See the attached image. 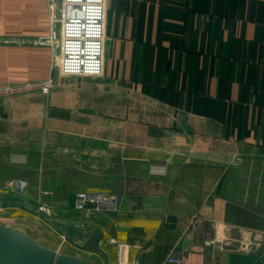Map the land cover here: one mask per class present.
<instances>
[{
	"label": "crops",
	"instance_id": "1",
	"mask_svg": "<svg viewBox=\"0 0 264 264\" xmlns=\"http://www.w3.org/2000/svg\"><path fill=\"white\" fill-rule=\"evenodd\" d=\"M49 23L48 0H0V194L21 180L101 230L109 264H264V0H107L99 78L53 70ZM79 192L119 210L76 212Z\"/></svg>",
	"mask_w": 264,
	"mask_h": 264
},
{
	"label": "built area",
	"instance_id": "2",
	"mask_svg": "<svg viewBox=\"0 0 264 264\" xmlns=\"http://www.w3.org/2000/svg\"><path fill=\"white\" fill-rule=\"evenodd\" d=\"M48 12L52 34L49 43L57 51L55 67L59 74L63 77H101L105 60L107 0H48ZM51 84L52 81L49 79L37 87H42V92L47 93ZM35 87L28 85L26 89ZM24 187L25 183L10 182L5 187V191L10 194L5 196L18 195ZM119 206L120 198L116 195L80 192L75 196L77 211L117 212ZM199 223L198 217L192 219L191 235L195 233ZM242 236L238 243L241 250L250 240L249 237ZM212 243L205 241L204 246H210ZM166 264L185 263L179 257H169Z\"/></svg>",
	"mask_w": 264,
	"mask_h": 264
},
{
	"label": "water",
	"instance_id": "3",
	"mask_svg": "<svg viewBox=\"0 0 264 264\" xmlns=\"http://www.w3.org/2000/svg\"><path fill=\"white\" fill-rule=\"evenodd\" d=\"M19 205L39 215L58 231L65 229L66 240L78 250L98 255L104 264L109 256L102 247L104 234L101 230L87 233L85 228L52 220L40 213L26 199L16 196H0V206ZM76 240L79 241L76 242ZM0 264H89L77 257L58 254L33 240L27 234L12 228L0 226Z\"/></svg>",
	"mask_w": 264,
	"mask_h": 264
},
{
	"label": "rangeland",
	"instance_id": "4",
	"mask_svg": "<svg viewBox=\"0 0 264 264\" xmlns=\"http://www.w3.org/2000/svg\"><path fill=\"white\" fill-rule=\"evenodd\" d=\"M50 36H52L51 32H50ZM53 47L54 46H52V50H53V70L58 72L57 67H55V61L57 59V58L55 59V53H57V51L54 50ZM104 62H105V60H104ZM58 74H59V72H58ZM78 78H86V77H78ZM44 83H46V82H43L42 84H44ZM42 84H39V85H42ZM51 86H52V84H51ZM41 91H42V89H41ZM10 182H13V183H17V182L25 183V182H23L21 180H11V181L7 182L6 185L9 184ZM25 188H26V184H25L24 189ZM24 189H23V191L21 193H19L16 196H20V197L23 198ZM18 191H20V190H18ZM6 194H10V193L6 192L5 188H4V190L0 194V196H5ZM36 208L43 215L47 216L48 218H50L52 220H55L54 215L52 213V209L50 207L45 206L43 204L41 206L37 205ZM41 208L44 209V210H41ZM14 209H17V210H14ZM18 210H21V212H23V214H25L24 217L20 216V214L19 215L15 214V212L18 211ZM74 210H76L75 206H74ZM88 211H91V210H88ZM76 212H83V211H77L76 210ZM91 212H93V211H91ZM93 213H95V212H93ZM42 220H41L40 217H38V215H36L35 213L31 212L30 210H28V209H26V208H24L22 206H19V205H4V206H0V226L19 230V231L27 234L28 236H30L33 240H35L36 242L40 243L44 247H46L48 249H51V250L57 252L58 254L74 256V257H77V258H79V259H81V260H83V261H85V262H87L89 264H99V263H96V261H94V259H92V257H90V255H86L85 253H83V251L78 250L76 247H74L72 244H70L66 240V236H65L66 235V233H65L66 231H65V229H62V231H58V230L54 229L52 226H50L47 222H45L44 220L42 221ZM191 221H190V223H191ZM39 224L43 227V229H39V227H38ZM45 224L47 226H49V227H47ZM50 228H52V229H50ZM196 229H197V227H196ZM188 232H190V224H189ZM195 232H196V230H195ZM48 237L49 238L50 237L55 238V240H56L55 243L56 244L55 243H50L47 240ZM76 242L79 243L78 240H76ZM204 242H203V245H204ZM257 244H258L257 242H253V240L250 239L248 243H245V246H243L242 250L239 248V244H238V248L237 249H238V251L247 254V253H250L255 248V246ZM169 257H179L182 260H184V263H185V258L183 256H178V255H176L174 253H171V254H169L166 257V259L164 261V264H166V260ZM133 263L137 264L135 261H133L131 264H133Z\"/></svg>",
	"mask_w": 264,
	"mask_h": 264
}]
</instances>
